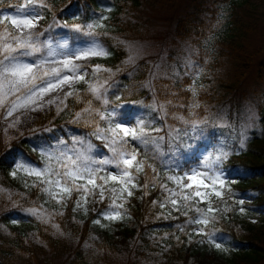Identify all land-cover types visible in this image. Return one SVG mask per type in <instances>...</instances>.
<instances>
[{
    "label": "trees",
    "instance_id": "trees-1",
    "mask_svg": "<svg viewBox=\"0 0 264 264\" xmlns=\"http://www.w3.org/2000/svg\"><path fill=\"white\" fill-rule=\"evenodd\" d=\"M165 1L45 0L49 7L37 8L43 16L41 30L52 34L58 29L64 30L65 23L103 25L94 29V32L104 40L109 55L93 58L87 64H99L112 70L111 73L99 74L108 81V110H113L120 102H129L131 105L128 116L133 118V124L142 119L148 126L164 129L156 135L165 136L162 150L166 155L154 160L161 175L177 163L183 170H188L189 165L196 160H192L198 149L195 142L191 151L178 153L170 161L168 137L165 135L170 128L180 127L174 116L186 115L191 98L189 84L187 78L165 75L168 78L155 77L149 80V88H143L146 72L139 67L142 63H137L134 68L128 67L125 63L126 51L117 41L136 39L143 11L152 9L157 4L163 5ZM19 2L20 0H5L4 5H0V13L13 12L14 9L7 7V4ZM190 4H193L191 12L178 22L174 36L191 45L199 44L204 27L216 18L222 6H227L229 14L227 28L217 42L216 55L210 66L211 76L206 80L209 85L199 93L203 105L200 112L212 101L219 102L217 104L221 105L218 107L220 108L235 100L224 111L229 125L227 134L232 142L224 138L227 142L218 139L221 143L214 146L213 152L214 154L223 149L230 153L220 165L225 169L226 187L223 190V200L213 199L214 207H218L220 211L216 213L215 223L210 226L215 231L216 239L222 242V247L227 251L201 243L200 236L189 237L187 233H190L191 227L185 224L183 216L178 219L158 218L161 211L167 215V209L161 210L151 203L162 197L158 188L148 189V196H144L143 191H135L125 205L130 218L114 223L102 219L101 214L107 210V200L104 203H90L87 215L73 212L69 202L68 208L63 209V216L53 217L55 224L60 226L56 235L50 226L26 214L25 209L43 204L47 197L35 188H26L24 181L28 177L23 173H18L16 178L10 175L16 164L26 162L43 168L44 154L57 153L63 146L60 141L70 143L71 138H81L104 154H111L104 142L92 135L94 127L91 124L84 119L74 122V114L85 104L77 103L70 97L67 109L57 114L53 106L39 120L41 123L27 130L28 133L21 138H12L8 142H3L4 139L0 138V185L13 191L16 199L10 210L0 213V264H11L15 258L23 264H48L53 258L63 255L66 258L62 264H111V256L127 253L129 257L132 252L133 256L127 264H264V221L256 225L246 217H240L241 214L249 215L252 209H264L263 104H257V126L250 131L244 147L234 150L239 143L236 134L240 128L238 110L242 87L255 65L264 64V39L253 45L251 41L253 37L258 40L264 34V0H190ZM225 65L230 72L226 67L221 74L220 70ZM213 76L215 80L212 83ZM76 87L81 89L84 101L91 99L90 95L84 93L83 84ZM117 87H123L125 92L122 96L115 93L113 88ZM152 99L157 107L165 105L168 112L165 122L160 120V113L150 105ZM93 106L101 107L100 102L95 100ZM92 157L98 159L96 155ZM144 179L141 175V184ZM248 191L252 196L250 201L245 199ZM241 200L243 204H240ZM44 206L49 211L55 208L51 204ZM241 208L244 209L243 212L240 211ZM13 214L15 216L11 218ZM95 219H101L105 226L92 223ZM180 227H185L186 231H179Z\"/></svg>",
    "mask_w": 264,
    "mask_h": 264
},
{
    "label": "snow or ice",
    "instance_id": "snow-or-ice-1",
    "mask_svg": "<svg viewBox=\"0 0 264 264\" xmlns=\"http://www.w3.org/2000/svg\"><path fill=\"white\" fill-rule=\"evenodd\" d=\"M4 3L5 0H0V5ZM7 7L13 8L14 13H0V115L7 121L5 132L16 128L28 113L53 106L57 114L63 112L68 108L71 97L77 103L85 104L74 114V122L84 119L91 124L94 127L92 135L103 141L112 154L109 158H93L90 153L94 146L83 139H74L71 147L60 149L55 154H44L43 168L16 164L10 175L16 178L18 173H23L28 177L24 181L25 187L35 188L47 197L43 204L27 208L25 213L49 223L53 217L64 215L63 209L68 208L69 202L73 212L87 215L90 203L107 200V210L101 214L102 219L114 223L130 218L125 205L135 191H143L144 196H148V189L158 188L162 197L151 203L153 207L167 209V215L161 211L158 218L178 219L183 216L185 224L191 227L187 233L189 237L200 236L201 243L227 251L210 226L220 211L214 207L213 198L223 200L226 187L220 165L230 153L221 149L212 155L202 154L197 157L196 167L183 170L177 163L161 175L154 160L166 155L162 150L165 136L156 135L164 129L148 126L142 119L133 125V118L127 115L118 119L114 109H107L108 81L99 75L112 70L99 64L83 63L107 57L109 53L104 47L94 40L71 49L67 42L54 45L50 38L41 40L44 33L39 31V22L43 16L37 8H48L45 0H20L16 4L8 3ZM63 27L91 36L94 29L103 25L65 23ZM78 84L85 86L84 93L91 99L84 101L81 89L76 87ZM190 91L196 95L195 88H190ZM93 100L100 102L101 107H94ZM198 106L193 104V107ZM152 107L161 114V118L168 115L165 105L157 107L154 104ZM173 118L186 127H173L165 134L170 161L178 153L191 151L201 134L200 121H189L183 116ZM239 146L244 147L243 139ZM141 175L145 177L142 184ZM45 204L54 205V210L49 211ZM240 204H243L242 200ZM173 213L177 215L173 216ZM92 223L105 226L101 219ZM53 227L59 231L58 224ZM179 231L185 232L186 229L180 227Z\"/></svg>",
    "mask_w": 264,
    "mask_h": 264
},
{
    "label": "rangeland",
    "instance_id": "rangeland-1",
    "mask_svg": "<svg viewBox=\"0 0 264 264\" xmlns=\"http://www.w3.org/2000/svg\"><path fill=\"white\" fill-rule=\"evenodd\" d=\"M192 5L193 4H190V0H166L163 5L157 4L153 6L152 9L145 10L141 14V24L138 27L139 34L135 37L136 39H120L117 41L126 51L127 58L125 63L128 67L134 68L138 65L137 63H142L139 67L144 69V71L146 72V81L143 82V88H149L150 79L167 75L178 77L179 79L187 78L189 84L188 89H196L195 96H193L192 92L190 91V102L186 109V115L183 116L189 121L195 120L201 122V134L195 141L198 144V149L196 151L195 157L192 158V160H196H194L189 165V168L197 166L198 156L202 154L212 155L214 152V146L221 143L218 141V139L222 140L223 142H227L224 139L232 142V138L227 134V132L229 131V125L226 123V116L224 115V111L228 109L230 103L235 102V100L227 102L225 105L218 108L219 106H221L217 104L219 102L212 101L211 103H207L209 105H206L204 107L203 112L199 111L200 107H203L199 99V93L205 90L209 85L206 80L211 76L212 71L210 69V66L213 63L216 55L217 42L222 37L227 28L229 14L227 6H222L217 13L216 18L208 26H205L204 29L202 27L200 28L201 31L203 29V36L200 38L201 40L199 44L191 45V43L188 41H181L176 38L174 36V29L177 26L178 22L182 18L186 17L189 12H191ZM3 13L14 12L6 11ZM40 24L41 20L39 22V25ZM88 24L90 23L84 24V26ZM196 24L198 25V23ZM39 31L44 33V35L41 37V40L50 38L54 45L61 42H67L69 48L71 49L74 47L82 46L85 44V42L90 43L94 40L102 45L107 51L104 40L95 32L94 35L90 36L73 32L70 28H64V30L58 29L57 32L52 34L49 31H42L40 29V26ZM263 39L264 34L258 40L253 37L251 39L252 45L257 44L260 40ZM252 45L250 46V48H252ZM89 61L83 63H88ZM226 67L227 66L225 65L220 70L221 72H219L223 74ZM227 70L230 72L229 67H227ZM260 72L261 76L259 77ZM214 80L215 78L213 76L212 83L214 82ZM113 89H115V93L118 94V96H122L125 92L123 87H117ZM242 92L241 105L238 110V121L240 128L238 134H236V139L239 143L234 147V150H239L241 140L243 139L245 141L250 135V131L257 126V104L259 103L264 105V64L261 65L257 63L253 70L249 72L247 80L242 87ZM151 101L152 102H150V105H154V99H152ZM193 104H198L199 106L193 107ZM130 105L131 103L129 102H120L118 106L113 108L117 113L118 119H122L125 115L128 116ZM52 108L53 107H48L43 111L28 113L26 116L22 117V122L17 125L16 128L8 129L7 132H5L7 121H4L2 115H0V138L4 139L1 140L3 142H8L12 138H21L24 134L28 133L27 130L36 127L39 123H41L39 122V120ZM159 116L160 120L162 122H165V117L161 118V114ZM176 121L180 123V129H184L186 127V125L182 124L179 120L176 119ZM211 130L215 131L213 132ZM244 137H246V139H244ZM74 139L76 138H71L70 143L60 141L62 142L63 146H61L59 149L71 147ZM90 155H96L97 158L100 159L109 158L112 154L106 155L99 149H96V147L94 146ZM23 163L35 166L31 163ZM110 170L115 171L114 169ZM220 171L223 173L225 179V169L220 167ZM0 190H2L0 191V213H2L10 210L11 207L15 204L16 199L13 191L4 188L1 185ZM245 195L244 196L246 200L250 201L252 199L251 192L248 191ZM14 216L15 214H13L11 218H14ZM240 217H246V219L251 223L259 225L264 221V209H252L249 215L241 214ZM34 218L35 220L42 222L36 217ZM42 223L50 226L51 230L55 232V235L59 233V231H57V229L53 227V225L55 224L54 219H52L49 223ZM64 256L65 255L60 258H53V261L51 260L52 262L50 261L48 262V264H62L66 258V256ZM132 256L133 252L129 255V257L127 256V253L113 255L111 256L110 262L111 264H127L128 260ZM11 264L23 263H21L19 259L15 258V260L12 261Z\"/></svg>",
    "mask_w": 264,
    "mask_h": 264
}]
</instances>
